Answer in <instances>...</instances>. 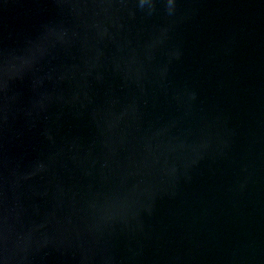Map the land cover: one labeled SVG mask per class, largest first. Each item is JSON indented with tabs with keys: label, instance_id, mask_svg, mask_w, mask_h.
Here are the masks:
<instances>
[{
	"label": "water",
	"instance_id": "95a60500",
	"mask_svg": "<svg viewBox=\"0 0 264 264\" xmlns=\"http://www.w3.org/2000/svg\"><path fill=\"white\" fill-rule=\"evenodd\" d=\"M0 264H264V0H0Z\"/></svg>",
	"mask_w": 264,
	"mask_h": 264
}]
</instances>
